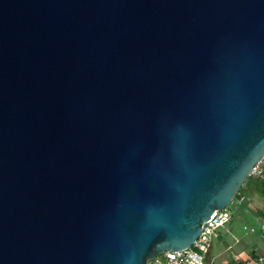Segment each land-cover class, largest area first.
I'll list each match as a JSON object with an SVG mask.
<instances>
[{"label":"water","instance_id":"obj_1","mask_svg":"<svg viewBox=\"0 0 264 264\" xmlns=\"http://www.w3.org/2000/svg\"><path fill=\"white\" fill-rule=\"evenodd\" d=\"M264 159V0H0V264H147Z\"/></svg>","mask_w":264,"mask_h":264},{"label":"built area","instance_id":"obj_2","mask_svg":"<svg viewBox=\"0 0 264 264\" xmlns=\"http://www.w3.org/2000/svg\"><path fill=\"white\" fill-rule=\"evenodd\" d=\"M249 178L255 180H264V159L257 162L251 169ZM243 197L234 198L229 204H240ZM229 205L214 212V215L202 226L199 237L194 241L189 248L173 252L166 251L160 255L154 256L147 264H214V257L211 256L213 242L219 238L217 231L224 228L232 221V215L229 210ZM258 226H243L244 232L248 234L259 233L264 239V202L261 207V215L257 217ZM227 247L226 250H230ZM246 264H264V254L256 255L251 262Z\"/></svg>","mask_w":264,"mask_h":264},{"label":"rangeland","instance_id":"obj_3","mask_svg":"<svg viewBox=\"0 0 264 264\" xmlns=\"http://www.w3.org/2000/svg\"><path fill=\"white\" fill-rule=\"evenodd\" d=\"M252 182L256 183L257 181L248 178L245 185ZM245 185L241 187V191ZM252 197L258 200L257 205L259 207L263 205L262 196L254 195ZM228 208L232 215V221L217 231L219 238L213 242L212 248L214 264H246L251 262L254 256L264 254V239L260 237L258 232L248 234L243 230V226L257 227V218L250 217L244 211H240V207L233 204L229 205ZM227 247H231V249L226 250Z\"/></svg>","mask_w":264,"mask_h":264},{"label":"crops","instance_id":"obj_4","mask_svg":"<svg viewBox=\"0 0 264 264\" xmlns=\"http://www.w3.org/2000/svg\"><path fill=\"white\" fill-rule=\"evenodd\" d=\"M260 181L263 182L264 184V180H260ZM255 186L256 185H247L246 187H244L240 195V197L241 196L243 197V201L240 204H236V207H240V211H244L250 217L252 216V218L253 216L254 218H257L261 215V207H262V205L261 207L257 205L259 203L258 200L256 198H253L252 196L258 195V196H262L264 199V195L262 194V191L264 190V186L261 188H257ZM248 196H251V197L249 198ZM211 256H212V251H211Z\"/></svg>","mask_w":264,"mask_h":264},{"label":"trees","instance_id":"obj_5","mask_svg":"<svg viewBox=\"0 0 264 264\" xmlns=\"http://www.w3.org/2000/svg\"><path fill=\"white\" fill-rule=\"evenodd\" d=\"M257 182V184L256 183H249V184H247V185H256L255 187H257V188H261V187H263L264 186V184H263V182H261L260 180V182L258 181V180H256ZM259 182V183H258ZM245 185V184H244ZM247 185H245V187L247 186ZM241 193H242V191H241V188H240V191H239V193H238V195L235 197V198H238V197H240V195H241ZM262 194L264 195V190L262 191Z\"/></svg>","mask_w":264,"mask_h":264}]
</instances>
